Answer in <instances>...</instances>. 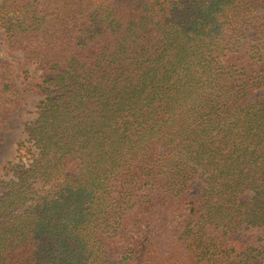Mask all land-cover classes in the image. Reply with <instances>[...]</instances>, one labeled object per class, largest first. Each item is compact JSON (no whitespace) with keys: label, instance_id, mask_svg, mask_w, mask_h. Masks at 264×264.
Listing matches in <instances>:
<instances>
[{"label":"trees","instance_id":"trees-1","mask_svg":"<svg viewBox=\"0 0 264 264\" xmlns=\"http://www.w3.org/2000/svg\"><path fill=\"white\" fill-rule=\"evenodd\" d=\"M261 1L0 0V264H264Z\"/></svg>","mask_w":264,"mask_h":264},{"label":"rangeland","instance_id":"rangeland-1","mask_svg":"<svg viewBox=\"0 0 264 264\" xmlns=\"http://www.w3.org/2000/svg\"><path fill=\"white\" fill-rule=\"evenodd\" d=\"M257 10V15L264 13V0L261 1ZM251 35L252 30L247 33V37ZM1 39L2 37L0 36V60L8 61L13 64L16 73L15 82L21 84L25 80L27 81L25 73H27L29 79H40L42 71L39 69L37 70L34 65L26 63L19 52L8 49ZM41 99V96H33L21 102L11 113L6 125L0 130V181H7L10 178V175H6L3 166L7 162L17 161V144L25 139L24 127L26 123L36 117L37 106ZM263 99L264 90H260L249 96L244 104L254 103ZM204 188V177L198 176L190 184L191 196L195 198L197 195L201 194ZM263 234V228H243L236 233V237L244 242L259 245ZM109 264H115V262L111 261Z\"/></svg>","mask_w":264,"mask_h":264}]
</instances>
